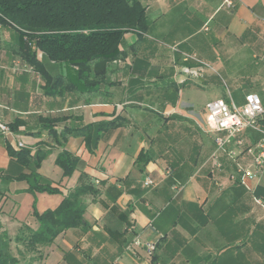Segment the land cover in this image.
I'll return each instance as SVG.
<instances>
[{"label": "crops", "instance_id": "0c3cea01", "mask_svg": "<svg viewBox=\"0 0 264 264\" xmlns=\"http://www.w3.org/2000/svg\"><path fill=\"white\" fill-rule=\"evenodd\" d=\"M140 1L149 29L124 34L125 57L109 63L105 93L88 102L75 92L47 93L39 73L11 47L0 48V121H22L16 131L0 132V169L22 171L6 143L23 142L47 152L38 171L60 190L31 192L26 181H0V220L8 230L14 223L13 235L23 222L35 227L34 203L39 212L55 209L86 175L99 193L85 196L82 225L41 248L34 264H264V199L255 193L264 167L258 170L249 151L264 140V128L240 133L215 154L222 134L196 118L219 98L242 105L254 92L264 104V0H237L232 10L221 8L222 0ZM0 40L17 38L0 25ZM40 59L52 75L66 72ZM115 117L127 123L100 131L92 148L83 136L69 134L61 144L50 132ZM63 151L79 158L70 176L57 164ZM141 152L145 164L137 163ZM147 178L154 185L146 186ZM135 238L155 242L154 254L130 250Z\"/></svg>", "mask_w": 264, "mask_h": 264}, {"label": "trees", "instance_id": "16d2710c", "mask_svg": "<svg viewBox=\"0 0 264 264\" xmlns=\"http://www.w3.org/2000/svg\"><path fill=\"white\" fill-rule=\"evenodd\" d=\"M0 25L11 28L17 38L11 45L0 40V48L11 47L39 73L45 80L47 93L63 96L75 92L88 102L105 93L103 86L108 80L109 63L125 57L120 47L124 34L129 30L146 32L150 20L140 0H0ZM40 54L51 62L65 65L66 72L55 76L49 73ZM21 122L17 120L9 125L10 130L16 131ZM126 123L123 117H115L96 126L85 125L76 130L65 128L60 135L53 129L50 132L61 144L69 134L83 136L92 148L91 144L96 145L100 131ZM257 125L264 128V113L257 119ZM6 146L11 160L22 171L12 175L0 169L1 183L26 181L27 191L60 192L45 183L38 171L47 156L46 151L13 148L8 143ZM148 160L146 152L137 157L139 164ZM78 162L79 158L68 151L57 157V164L65 176L74 172ZM86 178V175L81 176L80 183L64 196L55 209L39 212L34 203L32 216L37 222L35 227L23 222L17 233L11 235L0 220V264H34L42 258L41 248L51 245L67 229L82 225L86 211L85 196L99 193L95 184ZM255 193L264 199V186H258ZM4 195L5 190L0 187V199ZM2 208L0 202V214Z\"/></svg>", "mask_w": 264, "mask_h": 264}, {"label": "built area", "instance_id": "2783aa9c", "mask_svg": "<svg viewBox=\"0 0 264 264\" xmlns=\"http://www.w3.org/2000/svg\"><path fill=\"white\" fill-rule=\"evenodd\" d=\"M237 0H222L221 8L232 10L236 6ZM264 113V104L262 97L254 92L248 93L245 96V101L242 105H237L233 100L219 98L206 103L204 107L203 125L209 132L221 133V136L215 137L216 150H226V144L240 133L251 129L261 128L257 125V119ZM10 128L7 124L0 121V132L7 133ZM19 148L25 147L23 142L18 144ZM254 155L255 166L259 171L264 167V140L256 147L249 149ZM221 167V164H218ZM146 186L154 185V180L147 178ZM135 251L137 248H144L149 257L156 251V243L153 241H142L135 238L128 247Z\"/></svg>", "mask_w": 264, "mask_h": 264}, {"label": "rangeland", "instance_id": "374dc122", "mask_svg": "<svg viewBox=\"0 0 264 264\" xmlns=\"http://www.w3.org/2000/svg\"><path fill=\"white\" fill-rule=\"evenodd\" d=\"M203 115H204V109H200L198 111V114L196 115V118L198 119V121L200 123H202L203 125ZM2 198L0 199V202H1ZM5 201L2 203V207L5 205ZM19 215L21 218H24L25 215H26V208H25V202H24V205H23V202H21V206H20V209H19ZM8 224H9V232L11 233V235L14 234V226L12 224H14L13 222H9L8 221ZM15 252H16V249L14 248Z\"/></svg>", "mask_w": 264, "mask_h": 264}]
</instances>
